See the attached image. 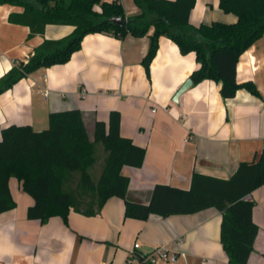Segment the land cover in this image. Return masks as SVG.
Returning a JSON list of instances; mask_svg holds the SVG:
<instances>
[{
  "label": "crops",
  "instance_id": "obj_1",
  "mask_svg": "<svg viewBox=\"0 0 264 264\" xmlns=\"http://www.w3.org/2000/svg\"><path fill=\"white\" fill-rule=\"evenodd\" d=\"M119 1L127 15L138 12L133 0ZM23 12V6L0 3V77L27 62L45 39H60L75 29L48 24L43 34L31 36L29 26L10 19ZM189 19L201 25L232 23L237 16L221 9L219 0H196ZM149 48L148 35L87 34L68 62L39 68L0 94V140L2 130L14 123L48 127L51 111L82 109L91 132L97 120L108 122L111 111L118 110L121 134L146 149L141 167H123L130 177L128 196L142 202L150 200L158 183L189 188L194 172L229 179L240 163L257 159L264 147V34L237 66L238 82L254 81L261 97L240 88L225 99L221 83L204 80L176 102L174 94L198 66L196 54H182L162 36L148 73L143 59ZM10 186L17 205L0 213V264H139L140 255L162 242H175L177 251L186 252L169 264H229L217 208L135 219L125 217L122 199L111 197L97 215L72 209L67 222L53 216L42 223L27 216L34 199L20 181L12 177ZM252 196L260 230L248 264H264V185Z\"/></svg>",
  "mask_w": 264,
  "mask_h": 264
},
{
  "label": "trees",
  "instance_id": "obj_2",
  "mask_svg": "<svg viewBox=\"0 0 264 264\" xmlns=\"http://www.w3.org/2000/svg\"><path fill=\"white\" fill-rule=\"evenodd\" d=\"M137 13L127 15L119 0H0L24 7L11 14L13 22L31 28V36L43 34L48 24L75 26L60 39H45L27 62L20 61L0 77V94L42 67L68 62L90 33L125 38L148 35L150 48L143 59L147 72L156 56L162 36L172 39L182 54L195 52L197 68L190 78L194 84L213 80L222 84L223 98L240 88L261 97L254 83L238 82L237 66L248 48L264 34V0H219L232 23L213 21L193 25L190 12L196 0H133ZM121 17V23L113 20ZM90 132L82 109L51 111L49 126L36 130L30 124H11L0 140V213L17 203L10 180L17 178L34 203L27 216L47 222L60 216L65 222L72 209L87 216L97 215L111 197L125 203V217L148 219L174 214H192L210 207L222 212L221 243L229 264H248L259 225L253 218L255 201L245 196L264 185V147L257 159L243 161L229 178L194 172L189 188L158 183L148 202L128 196L130 177L124 166L141 167L146 149L121 134V113L113 110L109 121L97 120ZM149 254L140 255L139 264Z\"/></svg>",
  "mask_w": 264,
  "mask_h": 264
},
{
  "label": "built area",
  "instance_id": "obj_3",
  "mask_svg": "<svg viewBox=\"0 0 264 264\" xmlns=\"http://www.w3.org/2000/svg\"><path fill=\"white\" fill-rule=\"evenodd\" d=\"M248 201H253L252 193L245 196ZM178 242H183V238H180ZM175 242H162L155 246L148 254L146 262H151L152 264H169L177 262L181 257H186V252L177 251L175 247ZM139 247V243L136 244Z\"/></svg>",
  "mask_w": 264,
  "mask_h": 264
},
{
  "label": "water",
  "instance_id": "obj_4",
  "mask_svg": "<svg viewBox=\"0 0 264 264\" xmlns=\"http://www.w3.org/2000/svg\"><path fill=\"white\" fill-rule=\"evenodd\" d=\"M113 20L117 23H121L122 19L121 17H114ZM194 84L193 80L189 77L180 87L179 89L176 91V93L173 96V100L178 102L180 96L186 91L188 90L190 87H192Z\"/></svg>",
  "mask_w": 264,
  "mask_h": 264
},
{
  "label": "rangeland",
  "instance_id": "obj_5",
  "mask_svg": "<svg viewBox=\"0 0 264 264\" xmlns=\"http://www.w3.org/2000/svg\"><path fill=\"white\" fill-rule=\"evenodd\" d=\"M47 128V127H46ZM45 129V128H44ZM43 130V129H42ZM27 194V193H26Z\"/></svg>",
  "mask_w": 264,
  "mask_h": 264
}]
</instances>
